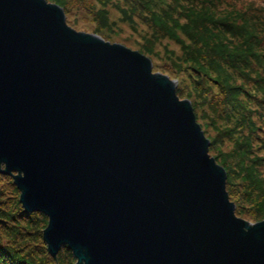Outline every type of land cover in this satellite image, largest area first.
Masks as SVG:
<instances>
[{"label":"water","instance_id":"95a60500","mask_svg":"<svg viewBox=\"0 0 264 264\" xmlns=\"http://www.w3.org/2000/svg\"><path fill=\"white\" fill-rule=\"evenodd\" d=\"M176 86L57 5L0 0V175L46 216L53 260L65 246L73 264H264V220L235 215Z\"/></svg>","mask_w":264,"mask_h":264},{"label":"trees","instance_id":"16d2710c","mask_svg":"<svg viewBox=\"0 0 264 264\" xmlns=\"http://www.w3.org/2000/svg\"><path fill=\"white\" fill-rule=\"evenodd\" d=\"M45 1L58 5L67 14L68 0ZM131 1L135 2L129 0ZM139 1L144 2L152 14L155 11L161 13L164 22L167 21L174 26L178 20L187 22L186 28H181L188 31L186 34L195 47L204 50L201 56V52H197L190 58L192 63L210 61V64L215 66L213 60L225 64L229 60L236 65L234 68L231 67V70L238 72L245 83L249 82L254 89L255 94L247 98L255 101L257 105H262L259 115L263 122L257 120L259 115L254 114V110H246L241 100V91L227 84L230 80L225 77L223 71L217 70L214 73V76L221 80L218 85L221 91H225V100L220 108L213 107V109L217 113L221 111L222 113H219L225 115L228 121H242L243 129L250 135L244 146L238 144L237 150L232 154L219 159L214 157V160L225 167L226 192L229 200L235 205V215L237 217L248 215L247 217L264 220V205H262L264 203H256L264 197V179L257 171L256 164L250 165L249 161L253 144L251 137L254 138L255 132L264 134V0H171L172 6L167 0ZM223 11H225L224 15L219 14ZM97 18L102 24L107 21L106 17ZM101 28L94 30L93 34L107 41L109 38ZM176 95L190 97L180 87L176 89ZM254 108L257 110V107ZM249 116L251 119L248 118ZM252 117H255V120ZM262 140L264 141V138ZM212 146L214 144L210 142L209 149ZM234 179L240 181L235 184ZM5 188L11 189L12 194H10L13 198L9 199ZM18 198L19 191L12 179L0 175V219L7 222L5 225H0V264H67V261L72 260V253L65 246L60 248L56 262L47 254L41 236L42 230L47 225L46 216L41 213L24 214ZM246 204L250 212L244 209ZM37 242L42 244L41 248L46 256H38L34 252L33 249L39 247Z\"/></svg>","mask_w":264,"mask_h":264},{"label":"rangeland","instance_id":"374dc122","mask_svg":"<svg viewBox=\"0 0 264 264\" xmlns=\"http://www.w3.org/2000/svg\"><path fill=\"white\" fill-rule=\"evenodd\" d=\"M68 1L67 14L63 10L68 27L76 32L88 34H93L94 30L102 27L103 33L109 38L106 42L123 45L145 56L151 61L153 74L167 76L170 80L176 82V89L180 87L186 94L190 95L189 98H178L179 100L189 101L192 108L194 107L197 124L200 126L204 137L209 143L214 144L209 149L210 157H218L219 159L222 156H227V154H232L237 150L238 144L244 146L243 144L247 142L250 135L243 129L242 121H228L225 115L220 114L221 111L217 113L213 109V107L220 108L225 100V91H221V87L218 85L221 80L214 76V73L217 70L223 71L225 77L230 80L227 84L241 91V100L244 102L247 111L254 110V114L259 115L262 105H257L255 101L247 98V96L255 94L254 89L249 82L245 83L244 78L239 76L238 72L231 70V67L236 66L231 61H226L227 65L213 60L215 66L210 64V61L199 64L190 61V58L194 57L197 52H201L200 56L204 54V50L201 51L195 47L186 34L188 31L181 28H186L187 22L185 20H178L175 22V26L167 21L164 22L161 13L155 11L152 14L145 3L139 0H135V2H129V0ZM167 3L172 4L171 0H167ZM49 4H52V2H49ZM183 5L185 6V4ZM224 13L225 11L219 14L224 15ZM97 17H106L107 21L103 24H106L107 27ZM254 107H257V110ZM248 118L251 119V116ZM252 118L255 120V117ZM257 120L263 122L260 115L257 116ZM251 138L253 144L249 155L250 165L255 163V166L258 167L257 171L261 173L264 179V141L262 140L264 134L255 132L254 138ZM238 181L240 180L234 179L235 184ZM1 182L3 183V181ZM4 190L7 191L9 199L13 198L10 188ZM262 202L264 203V197L256 203ZM245 208L248 212V204L245 205ZM247 216L242 215L238 218L251 224L263 221ZM37 245L39 247L34 248V252L38 256H46L41 248L42 244L37 242ZM72 260L67 261V264H73L75 260ZM54 261L56 262V260Z\"/></svg>","mask_w":264,"mask_h":264}]
</instances>
